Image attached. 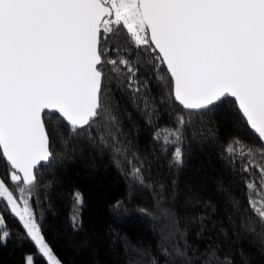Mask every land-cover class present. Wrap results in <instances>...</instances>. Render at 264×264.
<instances>
[{
    "label": "snow or ice",
    "instance_id": "obj_1",
    "mask_svg": "<svg viewBox=\"0 0 264 264\" xmlns=\"http://www.w3.org/2000/svg\"><path fill=\"white\" fill-rule=\"evenodd\" d=\"M125 31L135 50L121 46ZM141 50L153 62L145 71L155 73L164 92L160 103L175 115L174 127L153 134L175 145V165L183 164L187 117L233 110L237 134L224 152L234 173L242 165L236 179L244 182L251 210L244 227L264 243V198L257 199L264 196V0H0V154L9 170L0 179V203L36 249L24 264H37L38 257L62 264L34 209L57 139L94 143L91 130L104 128V146L118 155L128 151L119 146L123 133L109 103L114 81L134 103L144 99L151 122L147 77L141 83L138 75ZM132 155L139 163L128 160L129 175L145 185L143 161ZM75 202L83 203L79 192ZM233 203L240 210L242 202ZM77 222L73 216L74 227ZM6 225L0 213V244L11 237ZM224 264L232 262L225 257Z\"/></svg>",
    "mask_w": 264,
    "mask_h": 264
},
{
    "label": "trees",
    "instance_id": "obj_2",
    "mask_svg": "<svg viewBox=\"0 0 264 264\" xmlns=\"http://www.w3.org/2000/svg\"><path fill=\"white\" fill-rule=\"evenodd\" d=\"M119 42L135 50L126 31ZM141 59L138 75L141 83L147 77L146 95L154 105L151 122L144 99L134 103L114 81L109 103L123 133L119 146L128 151L118 155L104 146L100 140L104 128L91 130L94 143L87 137L70 145L57 139L54 166L41 173L34 198L46 242L62 264H224L225 257L232 264H264L261 237L244 227L251 210L244 182L236 179L243 174L242 165L238 163L234 173L224 152L237 134L233 110L187 117L183 164L175 165V145L153 139L158 129L175 126V115L160 103L164 92L155 73L145 71L153 62L142 50ZM133 153L143 161L145 185L129 175L128 160L139 163ZM8 171L0 154V179H7ZM77 192L83 200L80 205L75 202ZM234 198L242 202L240 210ZM0 213L11 230L7 243L0 244V264H24V257L35 255L36 249L2 203ZM73 216L78 217L75 227ZM255 228L256 233L261 231L259 224ZM37 264L46 261L38 257Z\"/></svg>",
    "mask_w": 264,
    "mask_h": 264
},
{
    "label": "water",
    "instance_id": "obj_3",
    "mask_svg": "<svg viewBox=\"0 0 264 264\" xmlns=\"http://www.w3.org/2000/svg\"><path fill=\"white\" fill-rule=\"evenodd\" d=\"M2 155V154H1Z\"/></svg>",
    "mask_w": 264,
    "mask_h": 264
}]
</instances>
